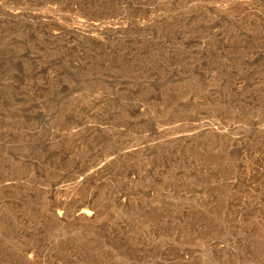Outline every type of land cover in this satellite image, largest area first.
I'll use <instances>...</instances> for the list:
<instances>
[{
  "label": "rangeland",
  "instance_id": "obj_1",
  "mask_svg": "<svg viewBox=\"0 0 264 264\" xmlns=\"http://www.w3.org/2000/svg\"><path fill=\"white\" fill-rule=\"evenodd\" d=\"M0 264H264V0H0Z\"/></svg>",
  "mask_w": 264,
  "mask_h": 264
},
{
  "label": "bare ground",
  "instance_id": "obj_2",
  "mask_svg": "<svg viewBox=\"0 0 264 264\" xmlns=\"http://www.w3.org/2000/svg\"><path fill=\"white\" fill-rule=\"evenodd\" d=\"M61 216H62V214L58 213V217H61ZM76 216L85 217V218H92L94 216V212L91 210H88V209H83V210L78 211Z\"/></svg>",
  "mask_w": 264,
  "mask_h": 264
}]
</instances>
